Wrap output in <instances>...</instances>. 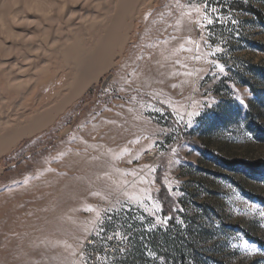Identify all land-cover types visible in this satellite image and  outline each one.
<instances>
[{
	"label": "rangeland",
	"instance_id": "rangeland-1",
	"mask_svg": "<svg viewBox=\"0 0 264 264\" xmlns=\"http://www.w3.org/2000/svg\"><path fill=\"white\" fill-rule=\"evenodd\" d=\"M179 5L126 0L120 34L130 23V40L112 66L3 156L0 264H87L89 237L96 250L115 230L127 239L97 264H264V168L223 163L264 161V0ZM205 10L207 30L195 23ZM101 33L86 26L77 35ZM57 58L24 98L0 77V114L30 117L55 102L72 77Z\"/></svg>",
	"mask_w": 264,
	"mask_h": 264
},
{
	"label": "bare ground",
	"instance_id": "bare-ground-1",
	"mask_svg": "<svg viewBox=\"0 0 264 264\" xmlns=\"http://www.w3.org/2000/svg\"><path fill=\"white\" fill-rule=\"evenodd\" d=\"M125 2L0 0V77L6 88L20 91L24 98L37 86L41 76L52 68L49 59L54 56L61 59V70L72 72L65 88L54 95L55 102H49L34 116L29 117L26 110L13 115L0 114V173L1 159L11 148L64 114L101 73L112 66L118 52L123 51L130 40L127 33L131 27L130 23L126 24L121 36ZM101 6L104 8L98 15L95 10ZM135 6L130 10V22L140 13L137 4ZM86 26L96 27L102 33L80 38L79 30ZM116 32L119 33L117 37ZM110 44L113 45L111 48ZM101 59L102 64L94 67ZM4 104L5 100L0 96V109Z\"/></svg>",
	"mask_w": 264,
	"mask_h": 264
},
{
	"label": "snow or ice",
	"instance_id": "snow-or-ice-1",
	"mask_svg": "<svg viewBox=\"0 0 264 264\" xmlns=\"http://www.w3.org/2000/svg\"><path fill=\"white\" fill-rule=\"evenodd\" d=\"M177 6H181V5H179V0H177ZM188 7L191 8L192 10L196 11L197 13H200L201 12V9L199 8V6H196V5H193V4L189 3L188 4ZM205 9H207V4L206 3H205ZM183 15H189L190 16L191 15V12H185V13H183ZM146 19H147V17H146ZM217 19H219V18L217 17ZM195 23L197 24V26L199 28L204 29V30H207V27L213 23V20L210 17V15L208 14V12L205 10L203 12V14L201 15V19L195 21ZM179 25H180V21L178 20L177 21V26H179ZM201 35L203 36V32L201 33ZM187 43L188 44H193L194 42L189 39L187 41ZM180 50L187 51V52H192L193 51V49L191 47H185L184 45H181V49ZM195 50H196V54H195L194 58L198 60V59H200V44L199 43H195ZM216 51H219V49L217 48ZM214 54H215V52L208 53V55H214ZM215 67L219 70V72H223L224 71L223 67H221L219 64H216ZM241 103H243V101H241ZM208 107H211V105H208ZM199 115H200L199 110H196V111H193V112H189L188 113V124L191 125L193 118L196 117V116H199ZM136 158L138 159L139 157H136ZM141 171H143V169H141ZM148 171L150 173L152 171H155V169H151L150 168ZM126 175H135V174L134 173H126ZM139 183L140 184H147V183H149V181L147 179V176L140 177ZM147 191L148 190L145 189L144 192L142 193V195L145 196V199H149L150 200V196L147 195ZM135 202L137 204L141 203L140 200H138V199ZM153 207L157 211L159 210L158 209V205H155L154 204ZM260 215H261L262 218H264V213H261ZM158 223L166 224L167 221L166 220H164V221H158ZM101 231H103V229H101ZM115 235L118 236V237L122 236V234L119 233V232H117ZM122 238L123 239H127L126 236H122ZM107 239L108 240H112L113 239V236H108ZM148 255L152 259H155V257L152 256L151 253H148Z\"/></svg>",
	"mask_w": 264,
	"mask_h": 264
},
{
	"label": "built area",
	"instance_id": "built-area-1",
	"mask_svg": "<svg viewBox=\"0 0 264 264\" xmlns=\"http://www.w3.org/2000/svg\"><path fill=\"white\" fill-rule=\"evenodd\" d=\"M117 232L121 233V231L115 230L111 234L105 235L104 241L99 242L98 248L96 250H93L96 239L89 237L88 241H86L85 245L82 248V252L84 253V255H86L87 264H97L101 256L113 255L120 251L119 247L123 241V235L118 237L115 235ZM108 236H113V239L108 240Z\"/></svg>",
	"mask_w": 264,
	"mask_h": 264
},
{
	"label": "trees",
	"instance_id": "trees-1",
	"mask_svg": "<svg viewBox=\"0 0 264 264\" xmlns=\"http://www.w3.org/2000/svg\"><path fill=\"white\" fill-rule=\"evenodd\" d=\"M223 163L229 168H245L253 173H258L261 168H264V161H258L256 163H248L244 161H223ZM166 212L169 213V211Z\"/></svg>",
	"mask_w": 264,
	"mask_h": 264
}]
</instances>
